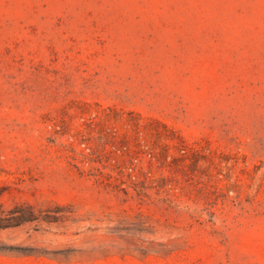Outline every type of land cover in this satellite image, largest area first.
Returning a JSON list of instances; mask_svg holds the SVG:
<instances>
[{"label": "rangeland", "instance_id": "374dc122", "mask_svg": "<svg viewBox=\"0 0 264 264\" xmlns=\"http://www.w3.org/2000/svg\"><path fill=\"white\" fill-rule=\"evenodd\" d=\"M0 204V264H264V0H0Z\"/></svg>", "mask_w": 264, "mask_h": 264}, {"label": "trees", "instance_id": "16d2710c", "mask_svg": "<svg viewBox=\"0 0 264 264\" xmlns=\"http://www.w3.org/2000/svg\"><path fill=\"white\" fill-rule=\"evenodd\" d=\"M18 212V213H17ZM35 218L31 207L15 206L6 210L0 204V227H12Z\"/></svg>", "mask_w": 264, "mask_h": 264}]
</instances>
